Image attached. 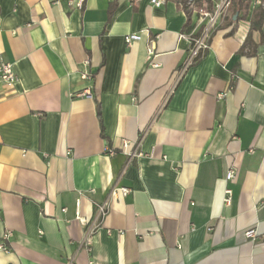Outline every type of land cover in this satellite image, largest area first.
Returning <instances> with one entry per match:
<instances>
[{
  "label": "crops",
  "instance_id": "0c3cea01",
  "mask_svg": "<svg viewBox=\"0 0 264 264\" xmlns=\"http://www.w3.org/2000/svg\"><path fill=\"white\" fill-rule=\"evenodd\" d=\"M69 1L0 0V57L16 76L0 79V242L12 234L0 264H264L259 33L242 49L259 1L246 20L220 18L189 66L181 36L205 21L174 1ZM120 187L87 244L96 205Z\"/></svg>",
  "mask_w": 264,
  "mask_h": 264
},
{
  "label": "built area",
  "instance_id": "2783aa9c",
  "mask_svg": "<svg viewBox=\"0 0 264 264\" xmlns=\"http://www.w3.org/2000/svg\"><path fill=\"white\" fill-rule=\"evenodd\" d=\"M70 0L69 2H71ZM76 7L80 8L83 6L84 0H74ZM231 0H221L220 3H217L214 5V9L212 12H204L199 11L198 13L193 12L195 15L198 16V19L200 21H205V26L203 28L202 34L198 37L196 36H186L182 35L181 37L186 38L190 45H191V51H190V58L188 60L187 66L191 65L193 60L199 55L200 52H203L208 49V39L209 36L218 22L220 18L224 16L225 11L230 5ZM257 3V5H260V1ZM151 3L155 6H160L163 3V0H152ZM125 43L127 46L132 45L133 43L140 40V35L138 34H130L125 36ZM149 55H152V48L150 47L148 49ZM82 79H89L88 74H83L81 76ZM0 79L5 84H13L16 81V76L13 71V66L6 62L3 58L0 57ZM120 150L124 151L129 159L134 158L137 155V150H130L129 149V142L127 140H124L120 143ZM109 155L114 154V149H108L107 150ZM235 169L234 167H230L225 175V180L230 181L235 176ZM130 190L128 188L120 187V188H114L111 190L108 198L103 201L100 204L96 205V216L94 223L91 227L87 228L84 235V242H87L89 237L92 235V233L95 231L97 227H99L101 221L103 218L107 215L110 203L113 200L123 198L129 194ZM226 197L224 199V204L229 205L231 202V191L226 190L225 191ZM85 223V221H84ZM11 232L8 231L3 235L2 242H0V251L7 252L9 251L8 246L6 245V242L9 241L11 238ZM245 237L254 239L256 237L255 229H250L244 233ZM88 244V242H87Z\"/></svg>",
  "mask_w": 264,
  "mask_h": 264
},
{
  "label": "trees",
  "instance_id": "16d2710c",
  "mask_svg": "<svg viewBox=\"0 0 264 264\" xmlns=\"http://www.w3.org/2000/svg\"><path fill=\"white\" fill-rule=\"evenodd\" d=\"M117 1L118 0L113 1V3L110 5V10H112L115 7ZM172 1H174L184 10L187 16V21L189 23L192 12L189 11L188 8L185 6L186 0H172ZM214 3H215L214 0H193V4L196 9L200 11L208 12V13L213 11ZM203 4H206L205 8H202ZM250 5H251V0H233L231 5L229 6V9H231L232 11L231 13L232 15L229 18H227L226 25L231 26L233 24L238 23L241 20H246ZM81 9H83V6L81 7ZM235 15H236V18L235 20H233V16ZM249 22H250L249 31L243 43L242 49L246 47H250V46L255 48L257 46V44H254L252 41V32L254 31L258 32L260 35L259 44L264 42V30H263L264 0H261L260 5L252 9ZM232 32H234V28L232 29L230 33ZM201 53L202 52H200L199 55L195 58L196 60H199L202 57ZM98 115H100L99 112H98Z\"/></svg>",
  "mask_w": 264,
  "mask_h": 264
},
{
  "label": "rangeland",
  "instance_id": "374dc122",
  "mask_svg": "<svg viewBox=\"0 0 264 264\" xmlns=\"http://www.w3.org/2000/svg\"><path fill=\"white\" fill-rule=\"evenodd\" d=\"M232 1L233 0H231L230 1V5H231V3H232ZM215 3H214V5L215 4H217V3H220L221 2V0H216V1H214ZM229 5V6H230ZM185 6L188 8V10L189 11H191L192 13L193 12H199L200 10H198V9H196L195 8V6H194V4H193V0H186V3H185ZM206 7V4H203V7L202 8H205ZM232 11H231V9H229V7L227 8V10L225 11V13H224V21H225V23H226V21H227V18H229L232 14Z\"/></svg>",
  "mask_w": 264,
  "mask_h": 264
},
{
  "label": "water",
  "instance_id": "95a60500",
  "mask_svg": "<svg viewBox=\"0 0 264 264\" xmlns=\"http://www.w3.org/2000/svg\"><path fill=\"white\" fill-rule=\"evenodd\" d=\"M235 18H236V15L233 17V20H235Z\"/></svg>",
  "mask_w": 264,
  "mask_h": 264
}]
</instances>
